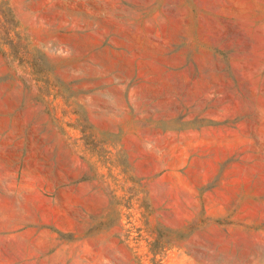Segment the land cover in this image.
Returning a JSON list of instances; mask_svg holds the SVG:
<instances>
[{"label": "rangeland", "instance_id": "374dc122", "mask_svg": "<svg viewBox=\"0 0 264 264\" xmlns=\"http://www.w3.org/2000/svg\"><path fill=\"white\" fill-rule=\"evenodd\" d=\"M0 264H264V0H0Z\"/></svg>", "mask_w": 264, "mask_h": 264}]
</instances>
